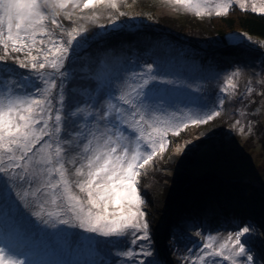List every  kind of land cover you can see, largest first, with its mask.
<instances>
[{
	"label": "snow or ice",
	"instance_id": "1",
	"mask_svg": "<svg viewBox=\"0 0 264 264\" xmlns=\"http://www.w3.org/2000/svg\"><path fill=\"white\" fill-rule=\"evenodd\" d=\"M164 2L201 18L227 16L234 5L264 15V0ZM119 5L120 0H0V63H7L12 53H20L23 58L11 56L13 63L36 74L17 79L0 72V178H4L0 215L6 199L14 198L45 225H70L124 242L126 250L117 255L125 264H157L146 259L153 253L143 243L151 236L140 178L155 167L157 158H163L170 136H179L189 126L206 124L221 113L210 110L193 115L153 106L147 90L158 76L152 64L118 90H110L106 98L101 96L91 105L65 111L66 65L79 55L76 49L88 30H67L59 17L71 21L69 9L104 6L119 11ZM97 18L95 13L82 17L90 21ZM239 75L238 71L232 73L221 90L235 94L238 85L234 77ZM104 86L103 79L99 80L97 89ZM253 91L251 86L247 88V94ZM235 125H240V120ZM239 131L243 133L244 127ZM248 131H252L250 123ZM253 232L251 224L240 225L225 237L197 232L202 246L190 264H256L248 246ZM0 245V264H32L2 241Z\"/></svg>",
	"mask_w": 264,
	"mask_h": 264
},
{
	"label": "rangeland",
	"instance_id": "2",
	"mask_svg": "<svg viewBox=\"0 0 264 264\" xmlns=\"http://www.w3.org/2000/svg\"><path fill=\"white\" fill-rule=\"evenodd\" d=\"M140 4V1L136 3V1L123 0L120 1L119 11L104 6L91 9V13L94 10L96 14L97 11H100V14L103 13L102 16L99 15L103 23L99 26L91 25L90 33L97 32L98 36L95 34L93 38H89L92 41L91 45L78 47L76 52L79 55H74L66 65L67 78L73 80L64 88L65 111L70 112L77 106L83 107L85 103L91 105L101 96L106 98L108 93L106 86L103 89H97V83L101 80L97 76L103 74L105 69L110 70L109 65L111 61L114 62V59H117V55L116 57L103 55L99 51L101 48L98 45L99 41H103L101 44L106 45L105 36L112 37L111 40L115 42L112 47L119 45L124 48L125 35L140 34L142 27L144 28L143 23L148 22L157 35L164 32L159 29L161 27L154 26L159 17L179 18L181 16L177 8L163 2H158L153 7ZM235 6L233 8L237 9ZM78 10L80 9H75V11ZM86 11L89 12V9ZM120 12L125 15L121 16ZM131 22L132 24L125 26ZM74 27L83 26L80 22L79 26L74 25ZM117 29L123 32L120 33L116 31ZM237 33V35L236 32L229 34L227 41L232 40L230 36L233 35H236L234 37L238 38L237 40L247 39L245 35ZM55 34L57 36L61 34L59 28L55 29ZM63 38L66 40L67 36ZM199 43L201 44L200 50L190 51L189 47H183L177 41L172 44H166L165 41H150L149 43L155 45L153 59L149 61V64L153 65L154 74L155 71L159 73L158 80L151 83L147 90L149 102L150 98L154 97L156 100L161 96L160 103L150 102L153 106L162 108L165 112L193 114L197 110H219V108L222 112L208 123L189 126L179 136H175L174 140L170 141V146L163 154V158L155 160L159 166L158 171L148 174L146 179H140V182H143V187L140 189L146 201L143 209L147 213L149 231L150 234H156L158 237L160 253L165 255V260L169 259L168 264L173 263L170 257L175 259L177 264H190L191 259L195 257L194 253L197 255L202 246V239L196 235L197 232L203 236L225 237L238 226L251 224L254 226V232L248 240V246L254 251L256 262L262 264L264 260V96L260 93L264 92V84L260 81L264 80V70L256 67L257 74H252L248 69L246 72L249 75H246L240 72V68H233L230 71L223 68H203L205 65L210 66L216 62L215 52L217 51L211 47L212 40ZM186 46L189 45L186 44ZM229 46L224 45L225 50L221 48L219 52L224 50L232 54L231 49L228 50ZM133 51L131 50V54L136 53ZM0 55H3L2 49ZM7 62L9 65L13 63L10 57ZM119 62L118 57L115 65L118 66ZM13 64V67L18 68L15 63ZM127 66V63L123 61V65L119 67L120 71H125ZM141 68L140 70L146 72V67ZM237 71L240 73L238 76L240 81L234 77L238 88L231 98L235 101L239 96L242 98L244 95L250 102L245 101L243 105L232 103L229 107L230 112H228L225 103L223 106L220 105V101L224 100L225 96L221 97L219 90L225 88L227 78ZM21 72L27 74L25 77L34 78L36 76L34 72L27 69H22ZM130 75L132 74L125 75V82L131 80L133 75ZM254 76L256 80L253 84L256 87L253 86V94L242 92L247 79ZM66 83L67 81H64V86ZM199 91L202 92L201 96H198ZM185 92H190V94L186 95ZM153 94L154 96L151 97L150 95ZM215 98L220 100L219 103H214ZM235 110L243 113L240 125H235V121L239 120ZM249 123L252 127L251 132L248 131ZM241 126L244 127L243 133L239 131ZM177 149L181 151L178 152ZM205 164H211V169L216 172L204 173ZM197 172H203L204 175L193 178V174ZM203 181L208 184L202 185L204 188L201 189H204L205 193L200 194L201 192L196 190L194 193L192 187ZM169 185H174V189H179L173 198L175 202L171 200V195L175 190ZM187 185L189 187H186V190L182 189ZM3 187L4 178H0V188ZM206 191H211L212 195L207 194ZM5 194L7 195L6 190ZM176 200L179 202L177 203ZM231 209L235 212V219H241L242 222L232 224L220 222L229 221L231 216L228 215H231L229 213ZM202 215H206L207 221L201 217ZM246 215L247 218H245ZM0 226L1 228L3 226V231L9 230V233L7 232L1 238L5 241L3 245L18 251L32 264H94L102 257L97 248H100L101 252L106 255L104 260L106 263L102 264H108V262L109 264H125L124 258L118 256L117 253L126 250V246L114 248L109 242L110 239L85 233L70 225H57L55 228L45 225L31 216L30 209L24 208L23 204L14 198L6 199L4 212L0 215ZM5 226L7 228H4ZM186 258H188L187 261Z\"/></svg>",
	"mask_w": 264,
	"mask_h": 264
},
{
	"label": "trees",
	"instance_id": "3",
	"mask_svg": "<svg viewBox=\"0 0 264 264\" xmlns=\"http://www.w3.org/2000/svg\"><path fill=\"white\" fill-rule=\"evenodd\" d=\"M123 1V0H120ZM130 1H136V3H138V1L141 2V6H148V7H153L155 6L158 2H164V0H130ZM166 4V3H165ZM234 7V6H233ZM237 9L232 8V10H230L231 12H229V14L227 16L224 17H216V16H212V17H196V16H190L188 13H186L185 11L178 9L181 13V16L179 18H174V17H168V16H163V17H159L157 19V21H155L154 26H159L161 28V30H164V32L162 34H157L155 33V29L152 30L150 25H148V22L143 23L144 28L142 27L140 34L138 33H134V34H129V35H125L126 37V42L124 45V48L122 46H114L112 47V45L115 43L113 42V40H111L110 36H101V38H104L106 40L105 44L106 45H102L103 41H99V46H101V48L99 49V51H101L103 53V55H108V56H114L116 57L117 55V59L118 57L120 58V62L119 65L116 66L115 65V61L117 60L116 58L114 59V62L111 61L109 68L110 70H104L103 74L101 73L99 76V79H103L104 84L106 86V91H110V90H118L123 83H125V75L126 74H139L141 72H144L145 70H140L142 69L141 67H146L147 64H149L150 60L153 59V49L155 47V45H150V41H165L166 44H172L173 42L177 41V43L183 47H189V51L190 50H200L201 48V44L199 42H204L207 40H212V49L216 50L217 52H215L217 55L216 58V62L212 63V65L210 66H204L203 68L206 69H226V70H233V68H240V72L243 74L245 73L246 75H249V73H247L246 71L249 69V71L252 74H255L258 70L256 67L260 68L261 70H264V15L261 14H255V13H251V11H242L240 9H238V6H235ZM72 20L69 21L68 19H66L63 15H61L59 17V20L61 21L63 27L67 30H70L74 27V25L79 26L80 22L81 25L83 26V28H87L89 32L85 33V39H81L80 40V46L81 48L85 46H87L88 44L92 43L91 40H89L90 37H94L95 34L97 35V32L94 33H90V29L91 25L97 24V26L101 25L103 23V20L99 17L103 15V13L100 14V11H97V14L95 13V10L93 13H95V15L98 17L97 19H95L94 21H90L87 19H82V17H87V16H91L93 15V13H91V9H89V12H87L86 10H72ZM117 20H119V17H116ZM87 22V24H84V22ZM97 22V23H96ZM194 23V25L191 24ZM196 23L197 26L195 25ZM84 24V25H83ZM131 23H127L125 26H129ZM189 27V29L187 28ZM123 28V27H122ZM121 30V29H120ZM120 30H116V31H120ZM98 31V30H97ZM123 31H120V33H122ZM166 32V33H165ZM234 32H236V35L238 34L237 32H240V35H245L246 38H241L239 40H237L238 38H235L233 36L232 40H228L227 41V37L229 34H233ZM119 34V32L117 33ZM115 34V35H117ZM231 34V35H232ZM98 36V35H97ZM114 37V36H113ZM86 40V42H85ZM102 43V44H101ZM130 44V45H128ZM189 45V46H186ZM91 45V44H90ZM128 45V46H127ZM224 45H230L228 50H230V52H232V54L227 53L224 48ZM78 48V47H77ZM116 48V49H115ZM133 48V49H132ZM223 48L224 50H221L219 52V49ZM1 50V49H0ZM131 50H134L133 52H136L135 54H131ZM155 50V49H154ZM185 50V49H184ZM118 53L116 54L115 53ZM188 51V52H189ZM190 53V52H189ZM11 56H21V58H23L22 54L20 53H12L9 57L11 58ZM152 57V58H151ZM193 58V57H192ZM123 61L125 63H127V68L125 71L121 72L120 71V65H123ZM164 65V64H163ZM14 64L12 63L11 65H9V63H0V72H4V73H8L11 76L19 79L20 77H25V73H22V69L15 68L13 67ZM125 66V65H124ZM163 68V66H161ZM255 67V68H253ZM119 68V70L117 71V69ZM110 71V72H109ZM120 71V72H119ZM163 71H165V69L163 68ZM127 72V73H126ZM257 74V73H256ZM130 75V76H132ZM155 75H159L158 71H155ZM80 76V75H79ZM238 81H240L239 77ZM97 79V80H99ZM73 79L68 80V78H66L65 81H67L66 85L64 86V88H66L68 86V83L71 82ZM221 80V79H220ZM219 80V81H220ZM256 80L255 76L253 78H248L246 83L243 85L241 82V85H243V90L242 92L247 93V88L249 86H251L253 88V86H255L253 84V82ZM226 83V82H225ZM76 86V84H75ZM256 87V86H255ZM77 88V86H76ZM223 89V88H222ZM190 91V90H189ZM221 91V93L219 92V95L221 97H224V103L226 104V107H228V112L229 111V107L231 106V104L235 103V105H243V102L248 101L250 102L248 99L245 98L244 95H242V98H237L234 99L231 98V95H229L228 93L222 91L221 89L219 90ZM232 91V90H231ZM229 91V92H231ZM188 92V91H187ZM185 92V94H190ZM199 95L201 96L202 92L199 91ZM253 94V93H251ZM164 96L166 94H163ZM162 95V97H163ZM209 95V94H208ZM223 95V96H222ZM151 97L154 96L150 95ZM198 96H196L197 98H199ZM214 97V96H212ZM154 98V97H153ZM150 98V102H155V103H160V99L161 96H159L158 99L155 100V98ZM202 97H200L201 99ZM208 98V97H206ZM254 98V97H253ZM91 99V98H88ZM95 100V97L93 98ZM252 99V98H251ZM170 101H173V99H170ZM220 101V100H219ZM218 99L215 98L214 103H219ZM218 107H220L218 105ZM162 110V108H161ZM220 110V108H219ZM194 111L195 113H193V115L196 114H203V113H207L208 111H210L209 109H205L204 111ZM236 113H238V119L242 120V113L240 110H235ZM183 113V112H182ZM220 113L221 110H220ZM236 117V116H235ZM175 136H170V141L174 140ZM204 173H209L210 171H214L211 169V164L208 165H204ZM159 166H157V163L155 162V167L154 168H148L147 171V175L148 174H154L158 171ZM211 169V170H210ZM238 169V168H237ZM216 172V171H214ZM202 174V175H201ZM141 176L140 179H146V176ZM195 175V176H194ZM203 172H197V174H193V178H197L199 176H203ZM206 182V181H205ZM205 182H201L198 185H195V187H192L193 192L195 193L196 191H200L199 193H205L204 189H201L203 186L202 185H208L205 184ZM143 183V182H142ZM142 183L140 182L139 188L143 187ZM181 184V183H180ZM172 186L173 190H175L172 195H171V200L174 198L176 192H178L179 189H174V185H169ZM186 187H189V185L184 186L182 189L186 190ZM204 188V187H203ZM200 189V190H198ZM208 189V188H207ZM141 190V189H140ZM142 192V190H141ZM143 193V192H142ZM207 194L212 195L211 191H206ZM198 194V193H197ZM199 194V195H200ZM172 202H175L174 199L172 200ZM176 202L178 203L179 201L176 200ZM174 209V208H173ZM171 210V209H170ZM229 213L231 216L229 221H220V222H224L227 224H232V223H240L243 220L241 219H235V212L233 209H231L229 211ZM203 219H207L206 215H202L201 216ZM247 218V215L246 217ZM207 221V220H206ZM219 222V223H220ZM207 223V222H206ZM245 225V224H244ZM3 228V226H2ZM1 226H0V240L2 241V244H5V241L2 240L1 238L3 236H5L4 234H7V232L9 233V230H2ZM4 228H7V226H5ZM22 235V234H20ZM151 236V240L150 241H146L144 242L146 245L150 246V250H152L153 256L152 257H148L146 259L149 260H155L157 263H162V264H168V260L164 258L165 255L160 253L159 250V243L157 241V236L156 234H150ZM111 246H113L114 248L116 247H124L126 246V244L116 238H111L109 240ZM99 250V252L101 253V258L98 259L97 261L94 262V264H102L103 262L106 263V261H104L106 259V255L104 253L101 252L100 248H97ZM14 250V249H13ZM16 251V250H14ZM17 254L21 255L18 251H16ZM190 253V252H189ZM170 254V251H169ZM252 254L254 255V251H252ZM184 256H186L185 253H183ZM196 254L194 253V256ZM159 257V259H158ZM82 259V258H81ZM171 261L173 260L172 264H177L176 260L171 258ZM263 260V259H262ZM159 261V262H158ZM161 261V262H160ZM264 260L262 261V264ZM110 262H108L109 264ZM223 264H227V262H222ZM113 264V263H112ZM117 264V263H116ZM256 264H258L256 262Z\"/></svg>",
	"mask_w": 264,
	"mask_h": 264
}]
</instances>
